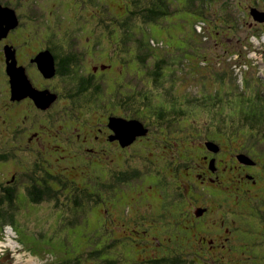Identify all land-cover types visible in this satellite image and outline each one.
<instances>
[{
	"label": "rangeland",
	"instance_id": "rangeland-1",
	"mask_svg": "<svg viewBox=\"0 0 264 264\" xmlns=\"http://www.w3.org/2000/svg\"><path fill=\"white\" fill-rule=\"evenodd\" d=\"M23 1V6L31 15L34 14L33 18L30 15L32 20H28L24 14L21 15L20 27L16 28L13 34L7 35L8 39H4L5 36L0 39V151L6 154V157L0 156V184L16 186L19 195L22 196L24 186L30 184L26 171L43 164L49 167L53 178H57L59 182L56 180L52 183V177L49 178L55 188L52 189V194L47 195L41 202L31 204L24 201V204L18 203L14 205L15 208H10L15 213L14 221L19 234L12 231L10 223L0 222V244L3 243L1 241H7L10 245L6 251L0 253V264H153L151 259L161 257L164 253L171 257L179 254L183 261L192 259L195 261L194 264H227L234 253L227 254L226 250L236 251L237 257L232 259L238 264H252L258 261L264 263V158L260 159L257 155L256 164L252 166L251 163H244L240 157L234 158L226 150V146L229 145L231 150L235 147L238 149L248 147L249 144H245L244 141L254 137V132L257 133L261 129L252 127L254 131H251L246 128L245 123L244 128L239 129V125L231 127L232 122L227 119L223 120L226 121L222 122L224 125L211 120L222 118L225 113L233 115L234 119L238 117L242 120L241 115L234 114L237 108L234 104L231 105V99L241 106H244L242 104L245 102L250 103L244 107L258 110L249 96L244 100L245 96L238 82L241 64L250 63V66H257L260 75L264 71V15L257 14L263 18L259 22L242 14L238 17L237 28L232 32L239 33L240 38H244L240 42L227 39V23L225 32H219L218 41L211 38L210 27L200 29L199 26L202 24L197 19L208 9L195 11L196 19L185 17V13L176 10L170 12L168 17L159 18L160 20L154 23L158 37L170 35L175 38L172 44H176L177 41L187 43L182 39L187 41L190 39L200 48V54L197 56L199 51L196 50V54H193V50L189 49L192 47L190 43L184 47L187 70L181 71L176 87L172 88V94H175L179 107L187 108V111H181L175 120V125L179 128L177 131L165 127L164 123L161 125V121L155 116L147 117L143 113L139 117L151 124L149 131L143 135L137 134L129 144H122L120 140L114 138L116 131L110 125L111 118L138 119L136 114L140 111L136 110L138 104L136 105L135 92L142 90V86L136 84L141 78L129 68L125 69L119 43L115 42L113 29L107 27L112 16L110 18V14L103 11V5L98 3L110 5L121 15H128L127 10L130 6L133 8L132 0ZM128 2H131V5H128ZM213 2L217 7L220 5L218 8L220 14L226 2H231L235 7H242L245 11L251 10L252 4L258 3L256 6L262 9L256 10L264 11L261 0ZM133 9L136 10L135 7ZM227 15L225 11L222 18H226ZM218 16L219 13L214 8L207 17L209 25L213 27L216 24L214 19H218L216 18ZM138 23L141 24L139 21ZM98 27V30H104L103 38L99 40L102 46H97L95 54L85 53L81 67L91 69L98 64L101 68L99 76H102V79L99 82L102 92L99 96L88 93L91 100L84 102V95L75 99L66 91V95L54 105L53 110L46 113L34 108L30 101L9 102L7 79L9 75L6 76L7 71L5 72L6 42L12 40L17 45L20 63L27 66L38 84H43L45 82L42 76L36 72L34 65L29 64V58L41 47L46 46L48 33L52 30L57 39H64L68 37L67 33L72 32L78 43L77 48L86 51L89 43L96 42L95 34L98 30L95 28ZM152 29L150 28L149 35L153 33ZM253 30H257L258 38H252L248 42L246 39L254 33ZM167 42L169 43V40ZM226 42L230 48H238L240 53L226 58V53L229 51L231 53V50L228 51L221 46ZM165 48L167 47L161 42L154 43L153 55L147 56L146 62L150 63L155 56L162 55ZM176 48L177 46L172 47ZM216 58L220 60V66H223L224 71L219 66L214 68L209 66V62L212 65L217 64ZM217 71L220 77L216 83L217 75L214 74H217ZM86 72L83 73L86 75L88 74ZM64 79L62 76V80L47 82L65 90ZM170 84L171 82L166 86ZM220 84L224 87L219 86ZM261 84L264 91V85ZM200 90H207L204 93L213 96L202 101ZM153 96L162 98L164 104L173 105L171 95L163 92L161 87L155 90ZM214 98L218 103H214L211 111L199 108L206 102L211 103ZM145 100L138 106L143 105L144 111L148 112L147 106L152 100ZM125 106L131 109L123 112L124 109L121 108ZM152 108L151 105L148 106V109ZM221 108L224 109V113L219 112L218 109ZM53 113L58 115L55 121L51 120ZM212 123L214 127L210 125ZM225 123H228L229 128H226ZM60 126L62 135H57L56 129L58 131ZM212 129L214 130L211 132ZM215 130L220 136H217L219 142L225 145L218 151H213L206 144L210 139L207 135L209 132L215 135ZM36 131H39L37 135ZM64 131L69 134L65 136ZM127 133L132 135L134 131L128 129ZM257 135L262 137L261 134ZM29 136L31 138L28 140ZM167 139L171 141L170 145H167ZM63 141L67 143L68 151L62 152ZM71 141L77 143H70ZM260 142L261 147L264 146V139ZM34 143L42 144L41 152L35 157L34 151L30 153V149H38L32 148ZM162 145L165 148H162ZM92 146L96 151H87V148ZM156 147H161L159 150L162 151L154 154L151 150ZM242 152L250 154L245 150ZM97 155L101 156V160ZM212 157L216 158L215 164L220 167L216 173L209 172L208 163ZM93 159L100 161L101 165L96 166L105 176L109 174L110 166L116 169L135 168L138 172L130 178V183H126V187L116 186L107 191L105 186H99L88 174L82 172V169L86 168L84 163H91ZM251 171L257 172L255 181L253 178L248 180L244 178L245 174L248 175ZM92 177L98 179L99 175L93 172ZM223 183L227 186H222ZM89 188L94 190L95 196L87 202L89 203L87 211L74 213L73 202L77 196L83 198L82 196L90 195ZM251 193L258 196H252ZM245 221L252 223L255 228L252 229L249 222L245 224ZM242 226L246 232H251L247 234L251 241L247 242L246 251H256L255 256L251 252L246 255L241 253L242 257L238 256L243 248L237 246L235 242L239 243L238 234H241ZM210 231L218 240L210 238L209 248L196 250L194 245L204 243ZM18 236L24 243L12 241L16 237L19 239ZM229 239L233 240L232 247L227 246ZM44 244L49 251L44 250ZM100 248L112 250L107 251L108 253L102 252L103 256L97 255L95 258L93 251ZM183 264L190 262L184 261Z\"/></svg>",
	"mask_w": 264,
	"mask_h": 264
},
{
	"label": "trees",
	"instance_id": "trees-1",
	"mask_svg": "<svg viewBox=\"0 0 264 264\" xmlns=\"http://www.w3.org/2000/svg\"><path fill=\"white\" fill-rule=\"evenodd\" d=\"M213 1L214 0H132L131 2L133 5V8L135 7L136 10H134L133 8L131 9L132 6H130V9L127 10L128 15H121L120 13L114 11L112 6L104 4V3H100V2L98 3V4L103 5L102 6L103 11L110 14L109 15L110 18L112 16L113 20L112 19L110 20L109 25L107 27H109V29H113L115 40H116L115 42L119 43V47H120L119 50L123 54V60L122 61L125 63V69L129 68V70H132L134 73H137L141 78L140 79L141 81L136 83V84H138V86L139 85L142 86L141 91L135 92L136 101H137L136 105L137 104L139 105L140 102H142V104H143L144 99H146L147 101L152 100V101H150L148 106L151 105L153 108L148 109V106H147V110H149L148 112L144 111L143 105L141 107H139L138 105H137V107L135 106L136 110L140 111V113L136 114V117L140 118L142 121L145 122L144 127L148 128V131H149V126L151 124H149L147 122V120H145L144 118L139 117V116H142L143 113L147 117H154L155 116L157 118V120L161 121L160 122L161 125L163 123L166 125L165 127H170V129H173L176 131L179 129L175 125L176 124L175 120L179 117L180 112L181 111H187V108H184V109L180 108L179 103L176 102L177 101L176 98H175V101H173V105L164 104L163 99L158 97V96H156L155 97L156 99H155L153 96V93L155 92V90H157L159 87H161V90L163 92L171 95L172 98L175 97V94H172V92H173L172 88L176 87L178 76L181 75V71L184 69L187 70V67L185 65V57H184L185 56L184 55L185 49H184V47L188 45L187 43H190V45L192 47H190L189 49L193 50V54H196V50L199 51V49H200V48H198L199 45L195 46L194 43L192 41H190V39H188V41L186 39H182L187 43H184V42L181 43V42L177 41L176 44L175 43L172 44L175 41V38L171 37L170 35H169V37L166 36L164 38L158 37V33L155 30L154 23L157 22L159 18L162 19L164 17H168L170 12H174L175 10H176V12L185 13L186 14L185 17L190 16L191 18L196 19L195 11L201 12L200 10L202 8H204V10H206V9L210 10L211 8H213V5L215 3ZM131 2H128V5H131L130 4ZM21 6H22V11H23L22 13L24 14V15L23 14L22 15L26 16L28 18V20H32L30 18L31 14L29 13V10L26 9L25 6H23V4ZM137 6H139V7H137ZM225 7L227 8L226 5H225ZM186 8H188L189 11ZM132 14H134V15H132ZM33 15L34 14L31 15L32 18H33ZM181 16H183V15H181ZM202 17L203 16H201L200 18H202ZM180 19H182V18H180ZM138 21L141 24H139ZM150 28H153L152 29L153 33L149 35L148 32H149ZM96 29L98 30L99 27L95 28V30ZM104 29H106V28H104ZM51 31H50V33H48V38H49V41H51V42H46V44L49 45V47L52 49V51H54V55H55L56 59H58V61H57L58 67H61L62 76H64V78H65L63 80L64 86L66 88L65 90L66 91L69 90L68 92L70 93L69 94L70 97H72V98L74 97L75 99H77L78 97H81L84 95L83 101L89 102V100H91V99L87 95L88 93H90V95L95 94V95L99 96V94L102 92V86L100 85V82H99L102 79L101 78L102 76H99V71H101V68L97 64L95 67L88 69L87 67H83V66L81 67V64L84 61V56H85L84 54L85 53H87V52H91L92 54L96 53L97 46L101 45L99 40L100 41L102 40V38H103L102 36L104 35L102 33H104V30L103 29L98 30V33L95 34L96 35L95 36L96 42L92 41L91 43H89V46L88 45L86 46V51H81L77 48L78 43L75 40L76 38L73 37L74 33L69 32V33H67L68 37H65L64 39H62V38L57 39V37L55 36V33L53 31L52 32ZM167 40H169V43L167 42ZM151 41H152L153 45H154V43L157 44V43L161 42L167 48L164 49V53L162 55L155 56L154 60H152V62L149 63L148 61L146 62V60L148 59L147 56H149L150 54H151V56L153 55V53H152L153 52L152 51L153 45L151 44ZM179 41H181V40H179ZM173 46H177V48L172 49ZM144 49H148V50L145 51ZM138 50H140V51H138ZM117 52H119V51H117ZM199 54H200V51L197 54V56ZM151 65H153V66L151 68H149ZM86 68H87V72H86ZM83 72H86L88 74L85 75ZM125 73H126V71H125ZM103 80H104V77H103ZM112 80H114V78H112ZM129 81H130V79H129ZM142 82H143V84H142ZM169 82H171V84H170V86L167 87L166 85ZM136 84L134 83V85H136ZM128 85L131 88V85L130 84H128ZM70 89H72L71 92H70ZM132 89L135 90L134 88H132ZM160 96H162V94H160ZM245 98L246 97H244V100H245ZM160 99H162V100L159 103ZM214 103H215V101H211V103H209V105L205 103L203 106H200L199 108H205V109L211 111V107L213 105H215ZM246 103L247 102H245V104H242V105L248 106L250 104V103L249 104H246ZM252 103L258 108V110H255V109L251 110L250 108H247V107H244L241 105H237L234 102H232L231 105L234 104V107L237 108V110H236L237 113L235 112L234 114L241 115L242 120H239L238 117H237V119H234L233 115L231 114L232 116H230V114H228V113H225L222 118H218L216 120L211 119V120L216 121L217 124L224 125L222 122H226L223 120L227 119V121L232 122L231 127L239 125V129L244 128V123H245L247 125L246 128L247 129L249 128V130H251V131H254L252 129V127L260 128L261 130H259L257 133L254 132V134H253L254 137H250L249 139H247V141H244L245 144H249L248 147H246L244 149H238L237 147L234 146L235 148L233 150H231L230 145L226 146V148H227L226 150L228 152H230V155H232L234 158L236 157L237 154L239 155L243 150L248 151L250 153L249 155L251 156V158H253V160L256 164L255 159H256L257 155H258V158H260V159L264 158V146L261 147V145H260L261 144L260 141H262L264 139L263 138L264 137V131H263V129H264V99L262 98V96H260L259 99L252 100ZM121 109H124L123 112H128L126 110L131 109V108H129V106H125ZM218 110H220L219 112L224 113L223 108L218 109ZM197 111H201V110H197ZM56 116H58V115H54V113H53L51 116L52 118L49 117V119L51 118V120L55 121ZM211 116H215V115H211ZM233 122H235V123H233ZM210 125L212 127H214L213 123ZM225 125H226V128H229L228 123H225ZM165 127H163V128L161 127V129H164ZM220 129H221V127H220ZM213 130L214 129H212L211 132ZM217 132H218V130H217ZM56 133H57V135L62 133L61 126H60L58 131L56 129ZM67 134H69V133L64 131V135L67 136ZM257 134H261L262 137L260 138V136H258ZM217 136H219V135H218V133H216V130H215V135H212L209 132V135H207V138L210 137L209 140L217 142V144L223 146L224 143L223 142L220 143ZM77 141H75V142L71 141L70 143L75 144V143H77ZM67 142H69V141H67ZM63 143H65L66 145H64ZM63 143H62V152H64L65 150L68 151L69 147L67 146V143L64 141H63ZM166 143H168L167 145H170L171 141L169 139H167ZM226 145H228V144H226ZM241 146H243V145H241ZM159 148H161V147H159ZM159 148L156 147V149L154 148L151 151L154 154H155V152L162 151V150H159ZM162 148H165V147H163V145H162ZM31 151L35 152L33 157L37 156L38 152H40L38 149H30V153H31ZM11 154H13V151H11ZM0 156L6 157V154L3 153V151H0ZM97 156L101 160V156H99V155H97ZM188 156H190V158L192 157L191 155H188ZM98 164L101 165L100 161L94 160V159L92 160L91 163H84V166L86 168H83L82 172H85L86 174H88L90 179L95 180L99 184V186H105L107 188V191L112 190L116 186L123 187V185H124V187H126V183H128L130 181V178H132V176H134V174L136 172H138L135 168H129V169L128 168H119V169H116V168L110 166V168H109V174L110 175L108 174L107 176H105V175H102L103 173L101 172V169H99L96 166ZM87 167L90 169H88ZM254 167H256V166H254ZM219 169H220V167H219ZM88 171H89V173H88ZM93 172L98 173V175H99L98 179L99 180L97 178L92 177ZM26 174L30 180V184H26L24 186V191L22 192V196H24V198L21 195H19L20 192H18L16 186H14V185L5 186L4 184L3 185L0 184V222L5 223V224L10 223L12 225L15 224L16 223L14 221L15 213H13L11 210V209L15 208L14 207L15 204H18V203H19V205L24 204V201H28L31 204L39 203L43 199H45V197L47 195L52 194V189L55 188V186H52L53 185L52 183L56 182V180H57V182H59V180L57 178H53L54 175L51 173L49 167L44 165V164L40 165L38 168H34V169L31 168V169L27 170ZM256 174H257V172L251 171V172H248V175L245 174L244 178L246 180H248V178H253V180L255 181ZM246 176H249V177H246ZM50 177H52V183H51V180L49 179ZM138 177H140V176H138ZM92 182H94V181H92ZM156 184H157V182L154 185H156ZM222 186L226 187L227 184L223 183ZM97 189L99 190V188H97ZM89 194L90 195H88L87 197H84L81 195L83 198H79L78 196L76 197L75 201L73 202L74 207H72L74 213H76L77 211H87V205L89 204L87 202H89L95 196L94 190L89 188ZM251 194H252V196H254V195L258 196V194H254V193H251ZM176 204H178V203L176 202ZM131 208H133V206ZM245 212L247 214V211H245ZM247 222H249V221H245V224H247ZM249 225L252 226V229L255 228L254 225L250 222H249ZM240 228L242 229L241 234H238L240 236L239 237L240 240H239V243L238 242H235V243L237 246L240 245L241 248H243L241 251H239L240 253L238 254V256L241 255V257H242V254L246 255V254L251 252V251H246L247 242L251 241V238L247 234H250L251 232H246L244 230L243 226ZM211 233H213V232H211ZM211 238H216V237H211ZM216 239L218 240V238H216ZM167 241H169V239H167ZM228 243H229V245H227V246L232 247L233 240L229 239ZM210 245L211 244H207L206 246H204V248L207 249V248H209ZM168 247L170 248V246H168ZM262 249H263V247H262ZM111 250L112 249H108V248H100V249L94 250L93 255H94V257L97 255L103 256L102 252L108 253L107 251H111ZM159 251H163V250L159 249ZM226 251H228L227 254H231V253L235 254V252H236V251H229V250H226ZM251 253H253V255L255 256L256 251H252ZM234 254H233V256H230V257H232V258L237 257L236 254L235 255ZM179 256H180L179 254H176L175 257H171L169 254L164 253L161 255V257L152 258L151 260L153 261V264H177V263L183 264L184 261L185 262L188 261V262H190V264H194V262H195L192 259L183 261V259L180 258ZM254 256H252V257H254ZM232 258H230V261L227 264H238L236 262V260H233ZM258 262H256V263L254 262L252 264H264L262 261H258Z\"/></svg>",
	"mask_w": 264,
	"mask_h": 264
},
{
	"label": "water",
	"instance_id": "water-1",
	"mask_svg": "<svg viewBox=\"0 0 264 264\" xmlns=\"http://www.w3.org/2000/svg\"><path fill=\"white\" fill-rule=\"evenodd\" d=\"M19 24V18L16 12L9 7H3L0 4V38L2 36H7L10 29ZM6 71L10 77L11 86V97L12 99H22L26 96H30L36 105L40 108H47L56 98V94L50 92L49 90H40L36 88L32 81L30 80L26 67L24 65H19L16 58V51L12 46H6ZM33 62L37 63V66L41 73L45 77H51L55 74L56 65L55 57L49 49L40 51L33 59ZM110 125L116 131L114 138L120 140L122 144L131 143L137 134H146L148 129L144 127V124L137 118H132L131 120H126L125 118H111ZM117 124L118 131L115 125ZM122 127H136L132 135L123 138L120 130ZM120 138V139H119ZM211 149H217V145L213 142H207ZM240 159L245 163H252L251 158L245 154L239 155Z\"/></svg>",
	"mask_w": 264,
	"mask_h": 264
},
{
	"label": "flooded vegetation",
	"instance_id": "flooded-vegetation-1",
	"mask_svg": "<svg viewBox=\"0 0 264 264\" xmlns=\"http://www.w3.org/2000/svg\"><path fill=\"white\" fill-rule=\"evenodd\" d=\"M22 3H24V1L23 0H0V4H1V6H3V7H9V8H12L15 12H16V14L18 15V18H19V20H20V16L23 14L22 13ZM27 9V8H26ZM20 21H19V24L15 27V28H12V29H10L9 30V32H8V34L7 35H11V34H13L14 33V30L16 29V28H18V27H20ZM6 38H4V39H8L9 37L8 36H5ZM1 39V38H0ZM46 42H51V41H49V39H47L46 40ZM6 46L7 45H9V46H12L14 49H15V51H16V58H17V62H18V64L19 65H24L25 67H26V72H27V74H28V76H29V78H30V80L32 81V83H33V85L36 87V88H38V89H40V90H49L50 92H52V93H54V94H56V98L54 99V101L47 107V108H40V107H38L37 105H36V103L34 102V100L30 97V96H26V97H24V98H22V99H20V100H18V99H12V97H11V86H10V80H9V76H8V74L6 73V76H8V84H9V89H8V100H9V102L10 103H17V102H19V101H21V100H25V101H30L33 105H34V108H36L37 110H40V111H42L43 113L45 112H48L49 110H53V108L55 107L54 105L55 104H57L58 102H59V100L61 99V97H63V95H66V90H62V88H59V87H55V86H53V85H50L49 84V82L50 81H55V80H57V79H60V80H62V71H61V67H58V64H57V61H58V59H56V57H55V55H54V51H52V49L49 47V45H47L46 44V46L44 47L43 46V48L41 47L39 50H38V52H40V51H42V50H46V49H49L50 51H51V53L54 55V57H55V65H56V71H55V74L53 75V76H51V77H45L42 73H41V71L39 70V68H38V66H37V63L36 62H33L32 61V59L38 54V52L36 53V54H33L30 58H29V64L30 65H34V68L36 69V72L40 75V76H42V79L44 80V82L45 83H40V84H38L36 81H35V79H34V77H32V75H31V72L28 70V68H27V66L25 65V64H22V63H20V61H19V57H18V48H17V45L15 44V43H13L12 42V40L9 42H6V44H5ZM95 67V66H94ZM5 72H6V69H5ZM47 80L49 81V82H47ZM54 84V83H53ZM66 89V88H65ZM69 90H67V92H68ZM68 94H70L69 92H68ZM1 100L3 101V98L1 97ZM1 102V101H0ZM23 102V101H22ZM57 111H59V110H57ZM123 116V115H122ZM62 128V127H61ZM37 133H39V131H36V133H35V135H37ZM32 136V135H31ZM31 136H29L28 137V140L31 138ZM94 138H95V136H94ZM141 138V137H140ZM112 140H115V139H112ZM42 141V140H41ZM42 143H44V141H42ZM34 147H38V150L41 152V147H42V144L40 143L39 145H37L36 143H34V146H32V148H34ZM221 149V148H220ZM219 149V150H220ZM87 151H96V148H95V150H94V148L93 147H88L87 148ZM242 153H244V152H242ZM216 155H218V153H216ZM238 155V154H237ZM237 155H236V158H237ZM215 159L216 158H214V157H212V159L210 160L209 159V163H208V166H209V172H211V173H216L215 171L217 170V169H219V167H218V165H216L215 164ZM250 165H255V162L253 163V164H250ZM251 177V176H250ZM201 207H206V205H201ZM193 215L195 216L196 214L194 213V211H193ZM212 231H210L209 232V237L207 236V237H205V240H204V243H200V244H198V245H194L195 246V249L196 250H199L200 248H203L204 246H206L207 244H209V242H208V240L211 238V237H216V238H218L217 236H215L214 235V233H211ZM195 244H196V242H195Z\"/></svg>",
	"mask_w": 264,
	"mask_h": 264
},
{
	"label": "bare ground",
	"instance_id": "bare-ground-1",
	"mask_svg": "<svg viewBox=\"0 0 264 264\" xmlns=\"http://www.w3.org/2000/svg\"><path fill=\"white\" fill-rule=\"evenodd\" d=\"M115 127H116V130L118 131V127H117V124L115 125ZM128 129H131V130H137V128L136 127H127V128H125V127H122V130H120V132H121V135L123 136V138L124 137H126V136H130L128 133H127V131H128ZM134 133H136V132H134ZM120 139V138H119ZM196 186V185H195Z\"/></svg>",
	"mask_w": 264,
	"mask_h": 264
}]
</instances>
